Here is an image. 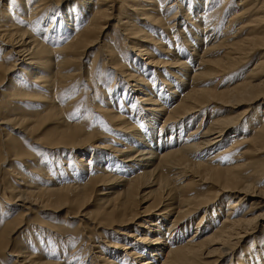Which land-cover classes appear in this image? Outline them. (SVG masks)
<instances>
[{"label": "bare ground", "instance_id": "bare-ground-1", "mask_svg": "<svg viewBox=\"0 0 264 264\" xmlns=\"http://www.w3.org/2000/svg\"><path fill=\"white\" fill-rule=\"evenodd\" d=\"M53 1L60 2L62 0H52V3ZM117 1L119 0H79L81 5L69 8L66 6L63 11L60 10L63 9L59 8L60 5H52L51 0H12L0 5V8H4L3 15H0V84L13 74L19 59H22L21 63L28 66L25 69L22 68L23 71L19 77L13 76L12 82L3 93L7 97L28 96L31 94L29 90L31 88L36 90L34 93L36 96L46 97L49 93L42 95L36 88L42 87L45 92L46 90L54 92L60 84L62 86L66 81L69 85L70 79L75 76L80 77L78 80L81 81L83 76H87V73L89 81L92 77L91 70L96 64L90 65L89 69L88 63L84 62L83 57L87 54V49L98 42L101 37L104 42L100 48L106 49V54L102 59L103 67L106 66L108 70L121 71L122 77L127 82V85L124 86V93L116 91V97H114L115 94L109 95V99L103 102L100 99L97 100L98 102L95 101L97 96L100 98L103 96L100 81L91 82L87 90L89 93L90 89H93L94 94L89 97L95 101L93 104H96L104 113L103 117L108 121H113L114 126L120 128L118 131L121 136L118 141L116 140L117 144L112 146L99 144L98 146L97 142L94 146L98 131H95V135L94 133L86 134L81 129L82 126L78 124L79 122L67 128H57L58 130L54 133H41L42 137H36L38 142L43 140L42 142L48 147L70 148L75 154L81 147L91 148L90 146H92L95 150L92 149L91 154L95 153L93 158L95 161L89 160L84 163L88 159L82 155L78 157L80 158L78 162L87 166L85 169L78 166L83 168V173L88 176L87 181L83 183L71 180L62 185H51L52 187L49 186L50 188L37 190V192H27L28 194L22 188L9 186L13 187V190L15 189V194L10 199L15 202L18 198L23 202L20 205L22 209L15 212L11 218L10 216L7 218L5 227L0 233V254L4 260L7 259L5 256L9 240L12 239L11 236L23 224L26 225L24 223L26 214L41 209L43 202L48 207L49 205L53 206L52 208H56V210L63 206L76 204H79V208H83V205L91 199L95 187L105 183L110 184L109 187L97 189V192L102 190L101 193H98L101 196L99 198L101 200L100 208L95 214H92L93 216L84 213V217L94 225L95 229L100 230L99 228H101L103 231L113 229L125 237L122 238L124 241L122 243L110 241V244H106V249L101 246L100 255L92 256L93 259L95 257L97 264H120V260L126 261L131 256H137L138 259L140 258V262H144L143 264H201L203 260L213 256L207 262L214 264L230 252L233 254L245 236L255 232L257 227L263 226L264 187L258 191L259 201L257 204L254 203L245 213L240 208L243 199L254 187L252 183H256L254 181L250 183L248 177L258 175L264 179V161L255 158L254 163L257 164V167L251 169L249 174L246 172L248 176H243L240 171L246 163L244 166L242 163H236L230 155L232 163L228 161L229 163L227 165L225 163L226 166H223L221 161L228 156V153L235 147L233 145L239 141L238 137L234 138L232 133L237 132L235 127L239 125L246 113L245 111L233 114L232 109L244 102L249 104L259 99L264 100V79L255 81L260 76H264V0H241L238 6L242 7L239 10L235 9L236 11L233 12L230 19L226 18V12L223 13L224 5H221L223 0H120V12L123 5L128 2V9L132 13L116 15L117 24L114 28H119H117L116 37L114 36L113 39V33L108 32L104 35V32L107 25L110 27V20L116 17L113 8ZM55 5L58 8H55ZM135 13H138L141 20L145 22L144 24L148 23L152 29H156V31L161 27L165 29H162L160 36H156L157 38L151 36L150 27L144 28L142 25L143 28H141L142 26H139L135 19L133 21L131 17ZM224 20L227 26L222 25ZM239 20H242V25L235 29L234 26L236 23V25L239 24ZM69 26H73V29L69 30ZM73 31L74 33H72ZM51 33H57L59 41H55L57 43L54 44L61 46L52 47L50 45L53 36L48 34ZM163 35L164 38L169 39L168 41L174 39L168 43V45L173 43L169 45L170 48L166 45L168 46L167 50L170 49L168 51H163L166 49V46L162 45ZM188 35L190 39L187 38ZM132 38L136 40L133 41ZM63 39L64 43L62 44ZM179 40H182L181 44H177ZM4 45L10 50L7 51L9 48H5ZM155 45L158 47L153 50ZM185 49H189L191 52L187 50V53ZM157 51L170 57L171 60L166 57L172 61V64L168 65L175 69L169 70L168 73L179 77V82H184V85L180 86L183 89L182 93L180 91L178 93L177 85L173 84L176 89L173 88L174 90L172 89L169 94L166 92L165 95H162L164 98L157 95L152 81L156 82L163 74L161 70H158L160 63L169 62L166 59L165 62L162 61ZM257 52H259L260 59L255 67L251 68V76L247 74L248 76H242L243 78L235 81L231 79L232 82L225 85V89L222 90L217 89L219 85L212 88L206 86V81L216 75L235 74L238 69H241L239 66ZM136 55L137 57H135ZM143 55H148L150 59L148 61L155 66L152 72L155 74V80L151 81L148 76V72L151 70L142 63ZM8 56L10 58L7 63ZM28 60L29 62H27ZM191 61L196 64V68H193ZM89 73H91L90 76ZM161 79L166 87L171 85L166 77ZM132 81H135V84ZM25 84H29V86ZM131 86H133L132 90L129 89ZM64 87L65 85L62 86V88ZM60 90L63 92V89ZM138 91L139 94L136 97L133 96ZM66 92L64 95H67ZM106 93L104 91V94ZM70 94L72 93L68 94L69 99L71 98ZM79 96L81 95L79 94ZM67 103L69 105L70 102ZM88 104L90 103L88 102ZM211 104H214V108L211 107L208 110L207 108ZM58 106L56 103L52 107L49 106L55 111L52 116L50 114L52 110L48 112L50 116H47L46 120L60 114ZM70 106L71 104L68 107ZM144 106L146 112L143 109ZM90 108L89 110H92ZM85 113H87L86 110ZM253 115L254 119L259 116L254 122V127L258 126L256 133L253 132L254 136L252 135L251 139H247L245 136L241 138L245 140L243 143H251L252 153L259 154L264 151V106ZM39 117V115L34 117L33 115H21L18 118L17 116L12 117L10 120V115L8 120L23 127V132L26 131L24 133L29 135L45 121L42 119L41 122ZM142 120L147 122L144 123ZM161 121L162 125L159 124ZM11 126L14 129L6 132L7 138L1 145L3 148L6 146L8 150H12V153H6L5 150L3 154L23 157L27 154L22 149L24 145L22 146V140L12 133L16 126ZM83 126L85 127V125ZM247 126L249 127V125ZM99 133L101 132L99 131ZM7 140L10 141V144L6 142ZM228 140L234 144L226 145L222 148L224 150L218 151L217 147ZM107 148L111 151L102 152L104 151L102 149ZM83 150L84 152L88 151L84 148ZM209 154L210 156H208ZM71 158L73 157L71 156ZM1 163L2 160H0V170L2 169ZM65 163H69V161H65ZM205 183H211V186L216 187L214 194L205 193L206 191L202 190L204 188L201 186ZM192 186H197L200 191L192 189ZM242 193H244L243 196H241ZM224 195H229L226 196L228 206L223 207L221 204H216L209 209L214 201L225 197ZM32 200H38L39 204L31 202ZM143 200L150 201L142 211L140 202ZM0 203V218H2L3 212H10L12 207L4 202ZM49 208L51 209V207ZM202 208H205L204 212L217 210L218 213L214 212L213 216L217 215L216 219L219 215L222 216L220 224L211 234L202 239L200 236L198 237V234L188 236L189 239L185 238L184 235L191 229L190 216L195 215ZM79 211L77 210L75 213L77 214ZM216 219L208 222L210 226L213 222L215 223ZM201 223L202 221L198 222L197 229ZM41 224L43 226L46 222L43 220ZM209 224L207 228H210ZM128 225L131 226V229L125 227ZM34 245L36 246V243ZM29 247L25 246V248ZM96 247L99 248L100 245H94V248ZM119 249L124 251V257ZM147 251L150 252L145 257L140 254H145ZM33 253V251L31 253L20 250L17 256L22 258H16L13 264H55L45 256H40L37 261L33 257L39 256H34ZM94 253L96 252L94 251ZM143 257L144 259H141ZM232 261L230 260V263ZM93 262L91 261L92 264ZM261 263V260L253 259L245 264Z\"/></svg>", "mask_w": 264, "mask_h": 264}, {"label": "rangeland", "instance_id": "rangeland-1", "mask_svg": "<svg viewBox=\"0 0 264 264\" xmlns=\"http://www.w3.org/2000/svg\"><path fill=\"white\" fill-rule=\"evenodd\" d=\"M9 1H12V0H2V1H0L1 2L0 5L3 3L6 4ZM78 1L79 0H62L60 2L59 1H53V3H52V0H51V4L52 5L53 4L60 5L59 8H63V9H60L61 11H63L64 9H66V6H67V8H69V7L74 6V5H77V6L81 5ZM133 2H131V3H133ZM168 2L169 1H167V4H169ZM240 3H241V0H227V1L223 0V3L221 5H224L223 6L224 7L223 13L226 12V18L227 19L231 18L233 12L236 11L235 9L239 10L242 7V6H238V4H240ZM170 4H172V3H170ZM32 5H35V4H32ZM68 5H70V6H68ZM120 5H121L120 0L117 1V3H114L113 12H114L115 16L120 15V13H123V14L126 13L125 15L132 13L128 9L129 8L128 2L123 5L122 11L124 9H126L127 11L124 10L125 12L124 11L120 12V7H121ZM54 7L58 8L57 5H55ZM148 8H150V7H148ZM0 10H1L0 15H3L2 11L4 10V8L2 7V8H0ZM89 10H91L90 7H89ZM68 11H69V9H68ZM173 13H174V10L172 11V14ZM117 16L110 20V27H107L108 26L107 25L105 32H104V35L107 34L108 32L113 33L114 34V35L112 34L113 39L116 37L117 28H119V27H117L116 29L114 28V26L117 24ZM138 16H139V14L135 13L133 15V17H131V18H133V21L135 19V21L138 23L139 26L143 25L144 28L150 27L151 36H153L155 38L160 36V32L162 31V29H165V28L161 27L160 30L156 31V29H152L148 23L144 24L145 22H143L141 20V16H139V18H138ZM10 18H12V16H10ZM49 20H51V19H49ZM241 22H242V20H239V24L238 25H236L237 23L235 24V26H234V27H236L235 29H238L239 26L242 25ZM224 24L227 26V23H225V20L223 21L222 25H224ZM182 25H184V24H182ZM143 26L141 28H143ZM196 26L198 27V25H196ZM69 27H70L69 30L73 29V26H69ZM248 30H249V28H248ZM248 30H245V31L247 32ZM246 32H245V34H246ZM72 33H74V31ZM48 35L53 36V39H51L53 43L52 42H51L52 44L50 43V45H52V47L61 46V45L54 44V43H57L59 41V39L57 37V33H51ZM191 35H192V33H191ZM188 36H187V38L190 39V36L189 37ZM162 37H163L162 41H164V42L161 41L163 44L161 42H159V43H161L164 47L166 45H168V43H170L171 40L174 41V39H170V41H168L169 39L167 37L164 38V35ZM132 39H133V41L136 40L134 38H132ZM105 40H106V38H105ZM55 41H57V42H55ZM63 41H64V39L61 41L62 44L64 43ZM165 41L167 42L166 44H165ZM103 42H104V39H103V37H101V39L98 42L94 43L92 46H90L87 49V54L83 57L84 62L88 63L87 65L89 66V69H90V65L96 64L93 67V69L91 70L92 74L89 73V76L91 74V76L94 78V80L91 77V79L88 81L89 78L87 77L88 76V73H87V76L86 77L83 76V79L81 81L78 80L80 77L75 76V77H73L74 79L72 78V79H70V81L68 80L69 85H68L67 81L64 82L62 84V86L65 85L64 88H62V86L60 84L58 87L59 89L57 88L54 91L55 94L51 90L48 91L45 89L46 90V92H45L44 88H42V87H38L39 89L36 88L37 90H39L42 93V95L49 93L48 95H46V97L44 96L41 98V97L36 96L34 94L36 91L34 88L29 89L31 94H29L28 96L27 95H24V96L19 95L20 96L19 97V96L13 95V96L7 97L3 93L6 90V88L10 85V83L12 82L11 79L14 77H19V75L23 71L22 68L25 69L26 67H28V66H25L26 64L24 65L23 63H21L22 59H19L17 61L18 65L15 68L16 70H14L13 74L10 75V77L8 79L6 78L2 82V84H0V160H2V163H1L2 169L0 170V202H4V204L12 207V210L10 212L4 211L5 213L3 212V216H1L2 218H0V233H1V231H3V229L5 227L6 221L8 220L7 218H9V216L11 218V216L14 215L15 212L22 209V207L20 205H22L23 201L18 200V198H17L14 202L13 200L10 199L15 194V191H14L15 189L14 190L12 189L13 187L17 186L19 189L22 188V190H25L26 193L27 192H37V190L39 191L41 189L50 188L49 186H51V185L52 186H57L58 184L62 185L63 183H68V181H71V180H75L76 182L78 181V183H83L84 181H87V179H88L87 174L83 173V168L85 169L87 166L79 163L78 161L80 160V158H78V157L79 156L81 157V155H82V156H84L85 159H88V160L84 161V163L88 162L89 160L95 161V159H93L95 156L94 155L95 153L93 152L91 154L92 149H94V147H92V146H90L91 148L81 147L80 150L76 151L77 152L76 153L77 155H76L75 153H73V151H71L70 148H63V147L58 148V149L57 148H51V147H48L47 144H44V142H42L43 140H41V141L39 140V142H38V139L36 137H42L41 133H50V132L54 133L58 129H61L64 127L67 128L68 126L70 127L72 124H77L79 122L78 124H80V126H82L81 129L86 134H91V133L93 134L94 133V135H95L96 134L95 131L96 132L98 131L96 134L98 137H97L96 141L94 142L95 143L94 146H96L97 142H98L97 143L98 146H99V144H101V145H108L109 144L110 146H112L113 144H117L116 140L118 141L119 137L121 136L120 131H118L120 128L115 127L113 124V121H108L107 118L103 117V116H105L104 113L96 106V104H93V102L97 101L98 99H100L102 102L107 101L110 97L109 95H111V96L114 95L116 91L119 93L120 92L124 93V86L127 85L126 79L124 77H122L121 71L117 72L116 69H109L108 70L106 68V66H105V68L103 67L104 61L102 59L104 58L103 57L104 54H106V49L100 48V45L103 44ZM181 43H182V40H179V42L177 44H181ZM172 44L173 43L171 42V44H169V45H172ZM168 46L165 47L166 49L163 47L165 49L163 51L170 50V49L167 50ZM185 46H186V43H185ZM156 47H158V46L157 45H155V47L153 46V50L157 49ZM5 48H9V47L5 46ZM168 48H170V46ZM9 50H10V48L7 51H9ZM104 50H105V52H104ZM187 50H189V49H187ZM187 50L185 49V52L188 53ZM177 52L179 53L178 47H177ZM189 52H191V51L189 50ZM157 53L159 54V57L162 61L164 60V62H165V59H166L169 62L164 63V64L160 63V67H158L159 68L158 70H161L163 72V74L161 73L162 76H160V78L157 79L156 82L152 81V80L156 79V77H154L155 74L152 73L154 71V67H155L154 64H152L148 61V60H150L148 58V55H143L141 57V58H143V59H141L142 63L145 66L149 67V69L151 70V72H148V76H149L150 80L152 82H154L153 87H155V89L157 91V95H159L160 97H163L162 95H165L166 92H167V94H169V92L172 91L173 88L176 89V86H174L173 84L177 85L178 93H179V91H180V93H182L183 89L180 86H183L184 82H179L178 81L179 77H176V76L174 77V76H172V73L171 74L168 73V72H170L169 70L175 69L174 67H171L170 65H168V64H172V61H170L171 60L170 57H168V56H166V55H164L158 51H157ZM10 54H13V53H10ZM0 57H1V55H0ZM95 57H96V59H95ZM135 57H137V55ZM166 57L170 60H168ZM9 58H10V56H8V58H7V63H8ZM258 59H260L259 58V52L253 54L244 63H242V65L239 66L241 69L237 70V72L235 73L236 75L233 73H232L233 75H231V73H229V74L224 73L220 76L216 75V76H214V78L212 77V79H208L209 82L206 81V83H207L206 86L212 88V87H215V85H216V87L219 85L217 87V89L222 90V89H225V85H227L228 83L230 84L232 82V81H230L231 79H233L235 81L237 79H241L242 76L245 77L247 74L249 76H251V68L255 67V64L258 63ZM129 60H130V58H129ZM27 62H29V60ZM191 64H192L193 68H196V66H195L196 64H194L192 61H191ZM88 66H87V68H88ZM87 72H88V70H87ZM116 72H117V74H115ZM239 76H240V78H239ZM165 77L171 82L170 86L166 87V85H164V81H162L161 78H165ZM28 79H30V78H28ZM220 79H221V81H220ZM262 79H264V76L263 77L260 76L255 81L258 82V80L260 81ZM96 80H97V82L100 81V85L102 84V87H101L102 91L101 92H102L103 96H101V98L99 96H97L95 101H92L91 97H89V95L94 94L93 89H90L89 93L87 90L89 89L90 83L95 82ZM132 82L134 83L135 81H132ZM66 83H67V85H66ZM70 83H73V84L75 83V84L70 85ZM79 83H82V84H79ZM26 86H29V84ZM132 87L133 86L129 87V89L132 90L133 89ZM25 88H27V87H25ZM70 88H72V89L74 88L73 89L74 91L72 89L70 91ZM60 89H63V92ZM75 90H76V93H75ZM64 91L65 92L67 91L66 92L67 95L66 94L64 95V93H65ZM104 91H105V93L106 92L107 93L104 94ZM69 93H72L69 96L73 99H71V98L69 99V97H68ZM79 94L81 96H79ZM87 94H88V96H87ZM137 94H139V91L134 93L133 96L136 97ZM56 95L59 97H57ZM119 95H117V96H119ZM53 96H55V97H53ZM72 96H75V97H72ZM114 97H116V94L114 95ZM51 98L52 99L55 98V99L52 100ZM65 99H67V100H65ZM51 100H52V102L55 100L58 101V102H56V101L54 102V103H56L57 106L60 104L58 106V108L60 109V110L58 109L60 116L58 115L56 117H50V119L46 120L47 116L49 117L50 114H51V116L54 115L53 112L55 110L53 111L52 109H54V108H51L52 106H54V103H52ZM60 100L62 103L59 102ZM65 101H66V103L69 101L70 102L69 105L71 104V106L68 107L69 105H68V103L66 104ZM49 102L52 103L53 105L50 104ZM75 102H77V103L75 104ZM88 102L90 104H88ZM48 104H49V106L51 105V107H49ZM213 105L214 104L209 105L207 109L210 110L211 107L213 109L214 108ZM45 106L48 108H46ZM77 106H79V107H77ZM145 106L143 107V109L146 112ZM262 106H264V100L263 99H259L258 101L253 102V103H249V104L244 102L242 104L236 105L232 109L233 114L244 113L246 111V113L244 114L245 116L243 115L242 121L239 123L238 126L235 127L237 132L232 133L233 137L234 138L238 137L237 139L239 141L235 145L234 142H230V140L232 141V139H230L227 142L225 141V143H223L221 146L219 145L217 147V150L219 149L218 151H220V149L224 150L222 148L225 147L226 145L229 146V145L234 144L233 146H235V147H233V150L230 153H228V156L221 162H222V164H224L223 166H226L229 162L232 163V159H233V161H236V163H242L243 166H244V163H246V165L242 169H240L243 176H248V174L250 173L249 171L251 169L257 167V164L254 163L255 158H257L259 160L262 159L264 161V151L260 152L259 154L252 153L251 148H250L251 143L250 142L243 143L245 140L243 138H241L242 136H245L247 139H251V137L254 136L253 132L256 133V129L258 128V126L254 127L255 126L254 122L256 121L255 119H258L259 116H257L254 119L255 116L253 114L256 111L261 110ZM89 108L92 110H89ZM68 109H69V111H68ZM85 110L87 113H85ZM95 110L99 114L97 112H94ZM228 110L230 111V109H228ZM50 111L52 113L49 114L48 112H50ZM39 112H41V113H39ZM7 115H9V116L11 115L10 120H12V117L14 118L15 116H17V118H18L21 115L22 116L33 115V117L36 115H39L40 116L39 119L41 120V122H42V119L43 120L45 119V121H43L41 123V125L40 124L38 125L37 130L34 131L35 133L32 131V133H29V135H27V133H24L26 131L23 132L24 128L20 127L18 124L15 125V122H10L8 120L9 116H8V118H6ZM12 115H14V116H12ZM55 115H57V114H55ZM85 115H87V117H85ZM58 117H60V118H58ZM252 117L254 120L252 119ZM5 119H7L9 123ZM82 119H84V120L81 121ZM250 119H251V122H249ZM142 122L146 123L147 121L142 120ZM144 123H143V125H145ZM82 124L85 125V127ZM159 124L162 125V121ZM11 125L16 126L15 131H12V133H14L17 137H19V139L22 140V146L24 145L22 147V149L25 150L27 154L24 155L23 157L13 156V155H8V154L4 155L3 154V151H5V150H6V153L7 152L9 154L12 153V150H8L6 146H4V148H3L1 145L3 140L7 138V136H5L6 132L14 129ZM247 125H249V127ZM101 127L103 130L101 129ZM97 128H99V129L97 130ZM99 131L101 133H99ZM103 132L105 135L103 134ZM242 132H244V133L242 134ZM124 138L126 139V136ZM241 139H243V140H241ZM44 140H45V138H44ZM124 141H128V140H124ZM6 142H9V144H10L9 140H7ZM239 144H241V145H239ZM2 148H3V150H2ZM83 148L88 150V151L84 152ZM102 150H104L102 152H105V153L111 151L109 148L102 149ZM211 152H209V153H211ZM84 153H86V154H84ZM229 155L233 158L231 159L229 157ZM71 156L73 158H71ZM208 156H210V154ZM68 157H70V158H68ZM228 157L230 158V160L228 159ZM5 158H6V160H5ZM65 161H69V163H65ZM225 163H226V165H225ZM230 165H232V164H230ZM78 166L79 167L82 166L83 168H79ZM68 169H70V171H68ZM126 173H128V172H126ZM251 177L249 176L248 180L250 181V183H252L253 181L256 182V183H252L255 188L253 187L251 189V191H249V194L247 195V197L245 199H243V204H241V208H240L243 211V213L247 212L248 209L250 210V208L252 207V205L254 203H256V204L258 203L257 202V201H259V196H258L259 192L258 191L260 188L264 187V179H262L258 175H252ZM54 182H56V183L54 184ZM254 184H256V185H254ZM109 185L110 184L105 183L103 185L95 187V190H94L95 192L91 195V199L83 205V208L82 207L79 208V204H76L74 206H72V205L71 206H63L64 210H63V208L56 210V208H52L53 206L49 205V207H51V209H50L45 202L41 203V205L43 204L44 207L42 206V208L39 209L38 211H34L35 213L31 212L30 214H26V221L24 222V223H26V225L23 224L11 236L12 239L9 240V244L7 246V249H8L7 255L5 256V257H7V259L6 260L2 259L3 257L0 254V264H13V262L16 258H18V259L22 258V257L17 256V255H19L20 250L30 251L31 253L33 251L34 256H39V257H33V258H36L37 261L40 259V256L41 257L45 256V257H47V259L53 261L55 264H92L91 261H94L93 264H97L95 257L93 259L92 256L100 255V249H102L101 246H104L106 249V244L107 245L110 244L111 243L110 241L122 243V242H124V241H122V238L125 237V236L121 235L119 232H115L116 230L114 231L113 229L108 230V231H103L101 228H99L100 230L95 229L94 225L91 224L90 221L86 217H84V213L86 215L91 214V216H93L92 214H95V212L98 211V209L101 206V200L99 199L101 196L98 195V193H101L102 190H100L101 192L100 191L97 192V189L106 188L107 186L109 187ZM257 185L258 186L262 185V186L258 187ZM9 186H13V187H9ZM26 187L27 188L30 187V188L27 189ZM201 187L204 188L202 190L204 192L206 191L205 193H209V194H214V190L216 189L215 186H211V183H205ZM194 188L196 190L198 189L200 191V189L197 186H195V187L192 186V189H194ZM103 191H105V190H103ZM201 193H203V192H201ZM243 194L244 193H242L241 196H243ZM224 196L225 197H221V199L214 201V204L212 203L211 207H210V205H211L210 204L209 209H211L216 204H219V205L221 204L223 207L228 206L226 198L229 195H224ZM34 201L35 200H32L31 202L39 204L38 200L35 202ZM149 201L150 200H145V201L143 200V202H140V205L142 206V208H141L142 211L149 204ZM0 205H1V203H0ZM140 205H139V207H140ZM70 207H71V209H70ZM216 209H218V208L216 207ZM77 210H80L79 213H77L78 216L75 213ZM25 211H27V210L25 209ZM204 211H205V208H202L200 211L198 210L195 215L190 216L189 219L192 220L191 229L189 232H187L184 235L185 238L189 239V237L191 235L198 234V237L200 236V238L202 239L206 235L211 234L214 231V229H216L217 225L220 224L222 216L219 215L218 219H216V217H215L217 215L213 216L215 214L214 212H216L217 210L216 211L210 210L209 212H204ZM217 213H218V211H217ZM212 219H216V220H215V223L213 222L210 226V224L208 222L209 221L211 222ZM43 220L46 222V224H43V226H42L41 222ZM83 220H85V221H83ZM200 221H202V223L199 224V226H198L199 228L197 229L196 227L198 225V222H200ZM186 222H188V221L186 220ZM208 224H209L210 228H207ZM167 225H168V223L166 224V227H167ZM39 226H41V227H39ZM125 227L131 229V226H129V225L125 226ZM84 228H87V229H85L87 231H85ZM196 230H197V232H196ZM255 230L256 231L253 233H250L249 236L244 237V239L240 243V246H238L236 248V250H234L233 254H231V252H230L229 254L223 256L219 260L218 263H214V264H245L246 262H249L253 259L255 261L261 260V262H262L261 264H264V253H262V251H264V223H263V226H261L260 228L257 227ZM201 231H202V233H201ZM137 233H139V232H137ZM137 239L138 238L136 237V240ZM139 242H141V241H139ZM35 243H36V246L34 245ZM97 244L100 245V247L94 248V245H97ZM25 246H30V247L25 248ZM108 248L113 249L111 247H108ZM260 249H261V252H259ZM94 251L96 253H94ZM150 251L145 252V254L144 253H140V254L145 257L147 254H149ZM119 252H121V254L124 257V251L122 249H119ZM109 255H112V254H109ZM144 257L141 259H144ZM212 257L206 258L205 260H203V262L201 264H208L209 262H207V260H211ZM139 259L137 256H131V258L129 257V259H127L128 261L127 260L126 261L120 260L119 262H120V264H134V263L135 264H143L144 262L143 261L140 262ZM230 260L231 261L233 260L232 263H230Z\"/></svg>", "mask_w": 264, "mask_h": 264}]
</instances>
